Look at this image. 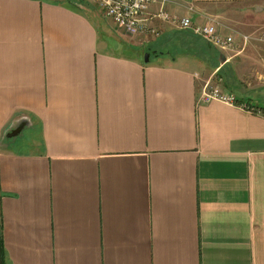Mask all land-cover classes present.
Instances as JSON below:
<instances>
[{
    "label": "crops",
    "instance_id": "crops-1",
    "mask_svg": "<svg viewBox=\"0 0 264 264\" xmlns=\"http://www.w3.org/2000/svg\"><path fill=\"white\" fill-rule=\"evenodd\" d=\"M171 1L264 34V0ZM87 3L0 0L6 264H264V86L242 85L264 45L223 51L159 20L132 36ZM208 83L240 106L203 103Z\"/></svg>",
    "mask_w": 264,
    "mask_h": 264
},
{
    "label": "built area",
    "instance_id": "built-area-1",
    "mask_svg": "<svg viewBox=\"0 0 264 264\" xmlns=\"http://www.w3.org/2000/svg\"><path fill=\"white\" fill-rule=\"evenodd\" d=\"M100 13L112 21L115 26L126 30L130 35L141 37L152 34L158 37L160 32L151 24L154 20L165 23H171L174 27L191 32L195 37H200L217 49L223 51L244 50L251 43H262L264 45V34L260 36H251L245 34H222L219 31L220 23L216 19L208 18L205 24L195 23L191 17H178L170 14L169 6L171 0H87ZM152 6L158 9L154 13L150 12ZM193 11V8H189ZM239 36V37H237ZM241 47V49H239ZM238 52V51H237ZM263 63H264V58ZM201 101L209 103L220 101L227 105L240 106L237 97L234 94L223 92L218 86L210 83L206 84L201 92ZM243 109L261 113L259 107L242 105Z\"/></svg>",
    "mask_w": 264,
    "mask_h": 264
},
{
    "label": "rangeland",
    "instance_id": "rangeland-1",
    "mask_svg": "<svg viewBox=\"0 0 264 264\" xmlns=\"http://www.w3.org/2000/svg\"><path fill=\"white\" fill-rule=\"evenodd\" d=\"M56 1H66V0H56ZM83 2L81 3V2H79L78 0H72V2L73 3H75V4H79V5H81V4H84V6H86L85 4H88L87 3V1L86 0H82ZM81 3V4H80ZM94 9H95V11L94 12H92V13H89L91 16L90 17H92L96 22H97V24L98 25H102V26H105V27H108L109 26V24H112V22H111V20H109V19H107V18H105L104 16H101V14H99L98 12H97V10H96V8L94 7ZM103 15V14H102ZM113 25V24H112ZM191 33H189V34H187L186 33V35H188V36H190V37H194V35L192 36V34L190 35ZM180 38H182L183 39V37L182 36H180ZM196 38H198V37H195V39ZM204 40V39H203ZM239 49H241V47H239ZM168 52L170 53H172V49L170 48V50H168ZM263 54V53H262ZM246 55H248V54H246ZM244 79V84H242V85H244V86H246V87H252V88H254L256 91L257 90H259L260 89V87H262V86H264V76H262V75H260V76H253V75H248V76H245V77H243ZM29 134V133H28Z\"/></svg>",
    "mask_w": 264,
    "mask_h": 264
},
{
    "label": "trees",
    "instance_id": "trees-1",
    "mask_svg": "<svg viewBox=\"0 0 264 264\" xmlns=\"http://www.w3.org/2000/svg\"><path fill=\"white\" fill-rule=\"evenodd\" d=\"M79 2H83L82 0H78ZM68 3H73L72 0H66ZM191 33V32H190ZM192 34V33H191ZM194 35V34H192ZM195 36V35H194ZM197 37V36H196ZM200 38V37H199ZM202 39V38H201ZM208 43V42H207ZM263 111V109H261ZM0 264H6V258H5V249L3 247L2 237L0 234Z\"/></svg>",
    "mask_w": 264,
    "mask_h": 264
},
{
    "label": "water",
    "instance_id": "water-1",
    "mask_svg": "<svg viewBox=\"0 0 264 264\" xmlns=\"http://www.w3.org/2000/svg\"><path fill=\"white\" fill-rule=\"evenodd\" d=\"M146 61L148 62V55L146 54ZM27 123L26 122H22L20 123L16 128L15 130L11 131L7 136L8 137H13V136H16L18 135L19 133H21L25 127H26Z\"/></svg>",
    "mask_w": 264,
    "mask_h": 264
},
{
    "label": "bare ground",
    "instance_id": "bare-ground-1",
    "mask_svg": "<svg viewBox=\"0 0 264 264\" xmlns=\"http://www.w3.org/2000/svg\"><path fill=\"white\" fill-rule=\"evenodd\" d=\"M263 116V115H262Z\"/></svg>",
    "mask_w": 264,
    "mask_h": 264
}]
</instances>
